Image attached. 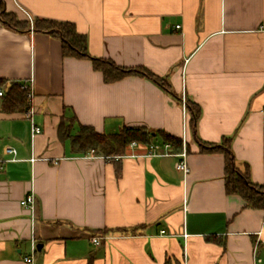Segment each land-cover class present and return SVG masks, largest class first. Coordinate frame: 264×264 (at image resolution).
Wrapping results in <instances>:
<instances>
[{"label": "crops", "instance_id": "crops-1", "mask_svg": "<svg viewBox=\"0 0 264 264\" xmlns=\"http://www.w3.org/2000/svg\"><path fill=\"white\" fill-rule=\"evenodd\" d=\"M0 9L31 25L15 31L0 12V80L31 83L42 131L0 98L9 160L0 264H264V209L227 194L224 153L199 143L231 139L237 167L264 187V0H0ZM35 19L74 24L92 57L143 67L170 91L134 74L106 83L90 60L65 57L59 38L36 32ZM188 101L200 110L195 126ZM63 118L75 120L72 135L128 126L185 140L190 173L138 142L121 157L74 154L59 136ZM31 194L34 212L21 205Z\"/></svg>", "mask_w": 264, "mask_h": 264}, {"label": "trees", "instance_id": "trees-1", "mask_svg": "<svg viewBox=\"0 0 264 264\" xmlns=\"http://www.w3.org/2000/svg\"><path fill=\"white\" fill-rule=\"evenodd\" d=\"M1 12V9H0ZM1 19L4 24L15 31H25L31 27L28 21H19L8 12H1ZM33 29L40 33H51L62 42L63 55L87 59L92 62L93 68L103 74L106 83L117 82L129 75L145 76L170 91L168 83L154 75L143 67L124 68L118 66L111 60L92 57L87 51V38L80 34L75 25L68 22L35 19ZM20 82H12L9 85L0 80V89L3 90L2 107L6 112H26L29 109L27 90L22 89ZM193 112L190 120L193 126L196 125L200 116V110L191 102H186ZM74 119L63 118L59 125V136L62 141L70 142L74 154L86 155L94 150L95 153L103 156L121 157L124 156L132 142L149 145L155 136L160 135L164 142L172 144L173 152L180 153L183 143L180 138L158 132L153 133L146 127H123L119 133L107 135L97 132L91 126H80L79 131L72 135ZM231 139H224L222 145L207 144L199 142L201 152H222L225 155V187L229 195L241 196L251 208L264 209V187L252 182L249 167L241 170L237 167L231 153ZM189 152V146H186Z\"/></svg>", "mask_w": 264, "mask_h": 264}, {"label": "built area", "instance_id": "built-area-1", "mask_svg": "<svg viewBox=\"0 0 264 264\" xmlns=\"http://www.w3.org/2000/svg\"><path fill=\"white\" fill-rule=\"evenodd\" d=\"M177 28H180V26H177ZM22 89L27 90V95H28V101H29V109L28 111L25 113V117L30 119L31 123H32V133L33 135H37L40 134L42 131L40 129V127H38L34 121H33V115H34V109H33V90H32V86L31 83H23L22 84ZM3 90L0 89V97L3 96ZM183 141V150L181 153L175 154L172 152V144L169 142H151L148 145V151L147 154L145 156L147 157H167V156H178L180 157V161L179 163H177L176 165V169L178 171H180L181 173H183L185 176L189 175L190 173V167L188 166L187 163V149H186V142L185 140ZM138 143L137 142H132L131 146L135 147L137 146ZM5 153L7 155H16L17 151L14 148H7L5 150ZM87 156L89 158H94L96 156V153L94 150L90 151ZM35 159H32V161H34ZM9 160H5L0 156V170L3 169V165L5 162H8ZM21 205L23 207L29 208L34 212V206H35V197L33 194L27 196L25 199H23L21 201ZM93 242L97 245L100 246V240L99 238H94ZM34 258V254L32 256L26 257L25 261L27 262H32Z\"/></svg>", "mask_w": 264, "mask_h": 264}]
</instances>
